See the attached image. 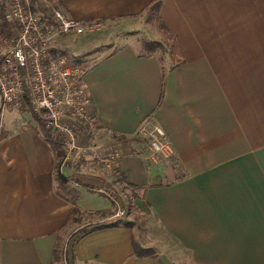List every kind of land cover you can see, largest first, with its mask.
<instances>
[{
    "label": "crops",
    "instance_id": "obj_1",
    "mask_svg": "<svg viewBox=\"0 0 264 264\" xmlns=\"http://www.w3.org/2000/svg\"><path fill=\"white\" fill-rule=\"evenodd\" d=\"M36 4L88 32L151 15L157 36L163 24L177 39L183 62L170 71L167 54L124 44L86 68L92 116L112 135L85 134L80 143L117 149L109 170L88 153L75 171L63 155L59 165L33 112L0 99V264H55L60 236L69 264H264V0ZM145 120L163 128L172 158H142L135 132ZM100 186L131 202L132 214L114 219L112 203L88 188Z\"/></svg>",
    "mask_w": 264,
    "mask_h": 264
},
{
    "label": "built area",
    "instance_id": "obj_2",
    "mask_svg": "<svg viewBox=\"0 0 264 264\" xmlns=\"http://www.w3.org/2000/svg\"><path fill=\"white\" fill-rule=\"evenodd\" d=\"M5 20L12 35L0 48L2 107H19L24 103L31 112L40 114L45 129L62 140L61 163L69 165L72 171L86 153L93 155L101 169H112L121 156L117 149L102 153L80 143V137L85 134L112 135L92 116L91 98L82 80L86 68L58 52L53 55L59 48L56 43L84 34V25L53 7L32 5L30 0H10ZM135 134L145 144L144 160L158 163L173 157V147L159 124L145 120ZM88 188L112 203L114 219L126 215L122 200L110 189Z\"/></svg>",
    "mask_w": 264,
    "mask_h": 264
},
{
    "label": "rangeland",
    "instance_id": "obj_3",
    "mask_svg": "<svg viewBox=\"0 0 264 264\" xmlns=\"http://www.w3.org/2000/svg\"><path fill=\"white\" fill-rule=\"evenodd\" d=\"M147 13L149 14L150 12L148 11L145 14ZM137 19H139V23H132L134 20L129 22L133 24L130 28L122 26L124 20H116L110 22V27H107V24H101L99 30H95L97 28L93 26L91 32L86 31L84 34L77 36L79 37H76L77 39L66 37L64 40L60 41L61 43H56V46L59 47L57 48V52L68 57V59H71V57H80L85 68H87L124 44H132L136 48L141 49V41L144 39L159 42L163 41L162 38L155 33L154 18L151 15L148 18L140 15ZM94 37H99L100 39L97 40V42L94 41L90 44L92 40H96ZM157 54H160V52H157ZM122 202L126 214H132L133 207L130 205L131 202H127L126 198H124ZM76 233H80V231H77ZM67 243V239L60 236L58 247L56 249L57 262L60 264H69L67 259ZM187 259L189 260L188 256Z\"/></svg>",
    "mask_w": 264,
    "mask_h": 264
},
{
    "label": "trees",
    "instance_id": "obj_4",
    "mask_svg": "<svg viewBox=\"0 0 264 264\" xmlns=\"http://www.w3.org/2000/svg\"><path fill=\"white\" fill-rule=\"evenodd\" d=\"M30 1L32 5L36 4V0H30ZM9 4H10V0H6V3L4 5H1V11H0V38L2 40L1 45L4 44V42L8 40L12 35L11 26L5 20V15L8 10ZM158 32L164 39V42L144 40L142 41V51L144 52L145 55L154 56V57H156L157 52H160V54L162 55L167 54L169 57V65H168L167 70L171 71L183 62L182 52H181L177 39L166 29V27L163 24L158 25ZM53 55H57V51H53ZM70 60L74 64H79V65L84 66L80 57H74V58L71 57ZM158 60L160 61V65H161V59L159 58ZM33 118L37 122L39 129L41 133L43 134V136L45 137V139L51 144V146L53 147V150L57 152V158L59 159V165H60L61 156L64 153L63 143L60 137L56 135L55 133H52L45 129L44 123H43V120L40 114L33 113ZM58 178L60 180V183H62L60 176H58ZM130 188L133 189L134 187L130 186ZM71 213L73 216V220L78 221L80 219V212L78 211L76 207H72ZM100 227L101 226L98 225V226L93 227L92 229H96ZM87 232L88 230L86 228H83L80 230L81 235H85ZM133 249H134V253L140 257L144 255H148V251L141 249L135 244L133 245ZM56 251L57 250L54 251L55 253L54 262L55 264H60L57 262Z\"/></svg>",
    "mask_w": 264,
    "mask_h": 264
}]
</instances>
